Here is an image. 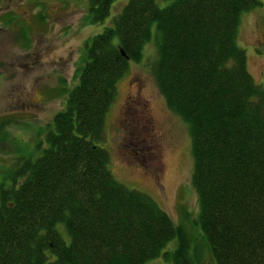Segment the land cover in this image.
Wrapping results in <instances>:
<instances>
[{
	"label": "trees",
	"instance_id": "trees-1",
	"mask_svg": "<svg viewBox=\"0 0 264 264\" xmlns=\"http://www.w3.org/2000/svg\"><path fill=\"white\" fill-rule=\"evenodd\" d=\"M111 1L87 0L85 13L100 21ZM260 2L127 0L84 37L77 79L42 149L17 157L0 181V264H142L173 237L166 256L193 264L187 233L151 194L114 178L98 142L116 82L141 57L152 21V73L166 105L190 127V179L212 258L264 264V85L235 41L239 14Z\"/></svg>",
	"mask_w": 264,
	"mask_h": 264
},
{
	"label": "rangeland",
	"instance_id": "rangeland-1",
	"mask_svg": "<svg viewBox=\"0 0 264 264\" xmlns=\"http://www.w3.org/2000/svg\"><path fill=\"white\" fill-rule=\"evenodd\" d=\"M86 1L0 0V181L17 157L42 149L45 128L52 127L55 111L66 102L64 90L77 79L84 37L101 31L127 0H112L106 17L97 22L85 13ZM239 20L235 41L246 52L247 71L264 85V0L239 14ZM151 24L141 57L130 59L116 82L98 142L109 151L114 178L151 194L187 233L188 259L215 264L199 226L197 191L190 179V127L166 105L152 73L158 48L156 24ZM55 227L67 236L62 222ZM176 245L173 237L142 264H174L164 252Z\"/></svg>",
	"mask_w": 264,
	"mask_h": 264
}]
</instances>
